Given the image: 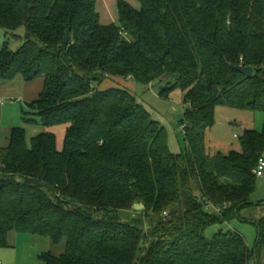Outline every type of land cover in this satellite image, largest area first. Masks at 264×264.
I'll list each match as a JSON object with an SVG mask.
<instances>
[{
  "label": "trees",
  "instance_id": "1",
  "mask_svg": "<svg viewBox=\"0 0 264 264\" xmlns=\"http://www.w3.org/2000/svg\"><path fill=\"white\" fill-rule=\"evenodd\" d=\"M97 1L0 0V29L21 43H3L0 84L42 78L23 119L49 129L14 127L0 147V248L18 232L65 241L44 264H264V215L254 248L235 231L207 236L255 206L264 128L244 131L242 152L211 155L206 139L220 106L264 112V0H120L109 25ZM167 78L160 95L181 89L189 104L186 152L133 92L100 89Z\"/></svg>",
  "mask_w": 264,
  "mask_h": 264
},
{
  "label": "rangeland",
  "instance_id": "2",
  "mask_svg": "<svg viewBox=\"0 0 264 264\" xmlns=\"http://www.w3.org/2000/svg\"><path fill=\"white\" fill-rule=\"evenodd\" d=\"M136 2L141 7V3L138 0ZM19 33L23 35L24 29H20ZM10 38L11 36L8 31L0 29V48L7 40L10 41V46L14 50L21 45L19 41ZM129 80L131 81L129 82ZM168 80L169 78L163 81L156 80L146 85L138 83L134 79H120L118 83L114 81V83H110L109 85L125 87L133 92L139 102L150 112L153 119L160 122L166 128L171 151L174 153L186 152L187 143L183 132L185 124H183L182 119L184 118L185 110L189 108V104L185 103L184 93L181 89H175L170 93L169 97L160 95V91L167 86ZM105 85L102 87H106ZM5 97L7 98L5 99L6 103L0 107V146L8 145L11 129L14 127H25L26 122L23 118L31 116V114L25 113L30 109L24 100H14L10 96ZM35 126H27L29 129V139L34 135L32 129H37ZM41 127L45 131V127L43 126H39L38 128ZM263 128L264 112L220 106L216 110L215 125L207 133L208 151L211 155H215L218 152L226 154L231 151L242 152L241 136L244 134V131L257 130L261 132ZM66 129V125L50 128L57 135L59 149L63 148ZM251 203L255 204V206L242 210V217H236L224 224L210 227L207 231V236L213 238L221 230L226 232L235 231L245 238L251 248H254L259 234L256 221L264 215V205H259L264 204V176L258 177L257 189L251 198ZM134 208L137 211H141L136 206ZM209 210L213 211V208ZM10 242L15 248H4V250L12 257V264H44L41 259L42 254L52 251L59 255L65 249V241L60 245H54L49 237L32 235L30 233L13 232L10 236ZM8 259L11 258L8 257ZM0 261L3 263L5 261L6 263V260L2 257ZM249 264H254V262L252 261Z\"/></svg>",
  "mask_w": 264,
  "mask_h": 264
},
{
  "label": "crops",
  "instance_id": "3",
  "mask_svg": "<svg viewBox=\"0 0 264 264\" xmlns=\"http://www.w3.org/2000/svg\"><path fill=\"white\" fill-rule=\"evenodd\" d=\"M119 1L120 0H98L97 1L96 8L100 15V20L102 24L109 25V24L119 22V8H118ZM123 1L128 2L132 7H134L137 10L141 9V7H139V4L136 2V0H123ZM114 81L117 83L119 82V80H107L104 82L106 85L102 84L100 86V89H107V88L114 87V86L109 85L110 83H114ZM130 81L131 80H129V82ZM43 83H44V80L42 78L37 79L35 81L28 82V81H25L21 76H19L13 82L6 83V84H0V99L4 100V103L0 104V107L4 106L6 103L5 99L7 98L5 96L7 97L10 96L14 100L16 99L24 100L25 104L28 106L29 103L38 99L41 93V90L43 88ZM104 85L106 87H102ZM119 88H125V87H119ZM24 110L25 109L23 107V111ZM27 126L29 127L30 125L26 124L24 128H26L27 134H28L29 129ZM32 126L34 127V125ZM35 127L37 129H32V132L34 135L48 130L47 128H45V131H44V128L42 127L41 128H38L39 126H35ZM0 147H3V146H0ZM14 248L15 246L11 244V247L5 248V249H14ZM1 257L6 260V263L4 261V263L2 262V264H12L11 263L12 257L10 256V254H8L4 250V248L0 250V258ZM8 257H10L11 259H8Z\"/></svg>",
  "mask_w": 264,
  "mask_h": 264
},
{
  "label": "water",
  "instance_id": "4",
  "mask_svg": "<svg viewBox=\"0 0 264 264\" xmlns=\"http://www.w3.org/2000/svg\"><path fill=\"white\" fill-rule=\"evenodd\" d=\"M68 39H69V33L66 34V36L63 40V43L66 44L68 42ZM234 69L243 73L247 77H251L253 75V68L252 67L243 66L241 64H238V65L234 66ZM136 208L139 210H142L144 208V206L142 204H137ZM221 232H223V230H221ZM255 264H258L257 257L255 258Z\"/></svg>",
  "mask_w": 264,
  "mask_h": 264
},
{
  "label": "built area",
  "instance_id": "5",
  "mask_svg": "<svg viewBox=\"0 0 264 264\" xmlns=\"http://www.w3.org/2000/svg\"><path fill=\"white\" fill-rule=\"evenodd\" d=\"M4 100L0 99V104H3ZM184 134H186V126H184V130H183ZM254 173L257 177H262L264 176V153L260 156L259 161H258V165L254 170ZM214 210H216L217 212H220L221 209L220 208H213ZM165 215H167V212H165ZM0 264H2V262L0 261Z\"/></svg>",
  "mask_w": 264,
  "mask_h": 264
}]
</instances>
